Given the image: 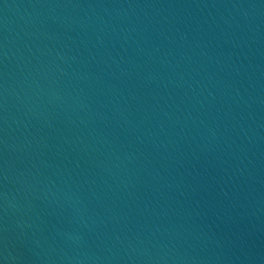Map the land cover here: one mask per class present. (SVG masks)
<instances>
[{
    "label": "water",
    "instance_id": "1",
    "mask_svg": "<svg viewBox=\"0 0 264 264\" xmlns=\"http://www.w3.org/2000/svg\"><path fill=\"white\" fill-rule=\"evenodd\" d=\"M0 264H264V0H0Z\"/></svg>",
    "mask_w": 264,
    "mask_h": 264
}]
</instances>
